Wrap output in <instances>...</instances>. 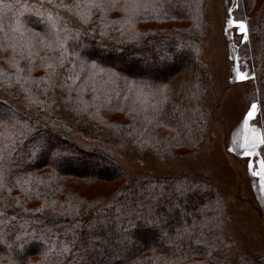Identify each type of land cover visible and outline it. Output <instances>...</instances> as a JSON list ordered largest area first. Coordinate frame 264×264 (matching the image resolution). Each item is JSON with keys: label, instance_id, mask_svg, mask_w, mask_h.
<instances>
[{"label": "trees", "instance_id": "16d2710c", "mask_svg": "<svg viewBox=\"0 0 264 264\" xmlns=\"http://www.w3.org/2000/svg\"><path fill=\"white\" fill-rule=\"evenodd\" d=\"M257 2L235 0L228 15L257 22L258 49L244 42L237 59L264 138ZM204 12V0H0V264H230L218 252L231 239L223 193L185 176L125 185L119 163L76 134L107 130L135 156L193 150L214 76Z\"/></svg>", "mask_w": 264, "mask_h": 264}, {"label": "rangeland", "instance_id": "374dc122", "mask_svg": "<svg viewBox=\"0 0 264 264\" xmlns=\"http://www.w3.org/2000/svg\"><path fill=\"white\" fill-rule=\"evenodd\" d=\"M234 1L204 0L208 28L199 41L214 76L205 98L210 118L193 150L178 152L173 157L168 155L163 159L147 152L135 156L132 147L110 139L107 130L95 129V132L104 134L100 137L95 133L93 136L76 133L80 144L100 146L119 163L128 177L125 185L134 179L153 181L185 176L207 182L217 192L223 193L227 212L224 229L231 239L227 242L229 246L221 242L218 252L230 264H238L240 258L251 260L255 255L264 254V190L259 178L253 177L249 171L250 161L259 170L264 146L259 144L261 130L252 123L258 116V108L248 125L243 124L253 103H248L247 98L245 100L248 86L244 79L239 78L244 75L239 71L237 59L240 56L237 51L239 45L244 42L249 44L250 50L258 49L257 44L251 42L248 32V28H254L257 22L255 19L248 24L242 21L245 32H241L236 23L229 25V20L241 21L228 15L232 13ZM261 2L258 0L255 11ZM259 59L263 60L264 57L260 56ZM5 99L20 111H28V106L22 100ZM53 121L59 122V116L56 115ZM248 151L253 154H245ZM115 186L110 184L108 189Z\"/></svg>", "mask_w": 264, "mask_h": 264}, {"label": "snow or ice", "instance_id": "6c2138e0", "mask_svg": "<svg viewBox=\"0 0 264 264\" xmlns=\"http://www.w3.org/2000/svg\"><path fill=\"white\" fill-rule=\"evenodd\" d=\"M64 7H70V5H62ZM93 6H99V5H95L93 4ZM113 6H115V0H113ZM77 15H79V13H77ZM49 19L51 20V15L49 16ZM85 23H87V19L84 20ZM233 23H236V26L239 27L240 31L241 32H245L246 31V28H245V24L244 22L240 21V22H234L232 20H229V25H232ZM63 48V42L62 41H59V38H58V49H62ZM62 55L63 53L61 52V57L62 58ZM19 71V69H18ZM240 79H244L245 77L244 76H239ZM256 109H257V105L255 103H253L251 105V108L250 110L248 111L244 121H243V124L245 126L248 125V122L250 119L253 118L255 112H256ZM259 144H264V138H260L259 139ZM245 154H253L251 153L250 151L246 152ZM259 170H257L256 167H254V164L253 162H249V171H250V174L253 176V177H258L259 178V181H260V186H261V189L264 190V160H261L259 162V166H258Z\"/></svg>", "mask_w": 264, "mask_h": 264}]
</instances>
